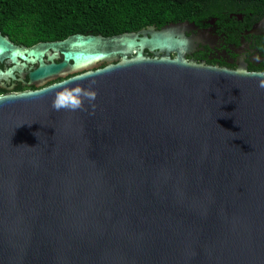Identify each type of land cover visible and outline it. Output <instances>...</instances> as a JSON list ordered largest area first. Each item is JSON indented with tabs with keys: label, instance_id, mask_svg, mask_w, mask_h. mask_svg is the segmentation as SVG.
<instances>
[{
	"label": "water",
	"instance_id": "95a60500",
	"mask_svg": "<svg viewBox=\"0 0 264 264\" xmlns=\"http://www.w3.org/2000/svg\"><path fill=\"white\" fill-rule=\"evenodd\" d=\"M244 59L264 61V15L0 33L5 91L72 74L0 95V264H264V72ZM77 87L95 100L53 109Z\"/></svg>",
	"mask_w": 264,
	"mask_h": 264
},
{
	"label": "trees",
	"instance_id": "16d2710c",
	"mask_svg": "<svg viewBox=\"0 0 264 264\" xmlns=\"http://www.w3.org/2000/svg\"><path fill=\"white\" fill-rule=\"evenodd\" d=\"M231 13L257 21L264 0H0V33L30 46L76 33L116 35Z\"/></svg>",
	"mask_w": 264,
	"mask_h": 264
},
{
	"label": "flooded vegetation",
	"instance_id": "af4514ba",
	"mask_svg": "<svg viewBox=\"0 0 264 264\" xmlns=\"http://www.w3.org/2000/svg\"><path fill=\"white\" fill-rule=\"evenodd\" d=\"M232 16H236V17H239L241 19H243L244 21L248 22V23H251L253 24L255 22V19L251 17V19L249 18H246L245 16L239 14V15H234V14H230ZM210 18H213V17H210ZM209 19V18H207ZM180 22H188V21H180ZM15 44V43H14ZM175 54H171V56H174ZM213 64L216 65V66H219V67H226V68H229V69H235L237 67V64L236 63H228V62H223V61H219V60H215L213 61ZM244 64H245V69L248 70V71H254V72H264V61L263 62H260L256 65L252 64L248 59H244ZM72 74H69L65 77H58V78H55L51 81H48L46 83H42V84H39V85H26L24 84L23 82H19V83H15V85L13 86V88H11L10 90L8 91H5V89L0 86V95L2 94H6V93H10V92H19V91H25V90H34L38 87H43V86H47L49 84H52V83H55V82H58V81H61L63 80L64 78L66 77H69L71 76Z\"/></svg>",
	"mask_w": 264,
	"mask_h": 264
},
{
	"label": "clouds",
	"instance_id": "9594fccd",
	"mask_svg": "<svg viewBox=\"0 0 264 264\" xmlns=\"http://www.w3.org/2000/svg\"><path fill=\"white\" fill-rule=\"evenodd\" d=\"M264 87V84H261ZM96 94L92 91L77 87L69 92L57 94L53 101L52 107L56 111L66 109L70 111L82 110L84 100L94 101Z\"/></svg>",
	"mask_w": 264,
	"mask_h": 264
}]
</instances>
